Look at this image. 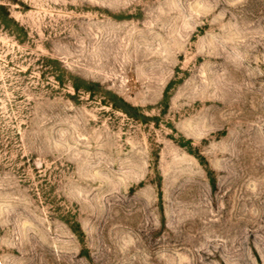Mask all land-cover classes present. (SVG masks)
Segmentation results:
<instances>
[{"label": "rangeland", "instance_id": "1", "mask_svg": "<svg viewBox=\"0 0 264 264\" xmlns=\"http://www.w3.org/2000/svg\"><path fill=\"white\" fill-rule=\"evenodd\" d=\"M0 5V264H264V0Z\"/></svg>", "mask_w": 264, "mask_h": 264}, {"label": "trees", "instance_id": "2", "mask_svg": "<svg viewBox=\"0 0 264 264\" xmlns=\"http://www.w3.org/2000/svg\"><path fill=\"white\" fill-rule=\"evenodd\" d=\"M0 8L5 10V13H6L7 16L9 15V12H8V10L5 8L4 5H0Z\"/></svg>", "mask_w": 264, "mask_h": 264}]
</instances>
